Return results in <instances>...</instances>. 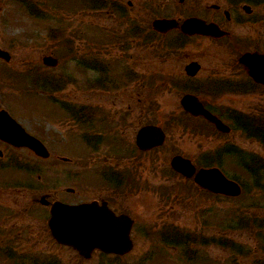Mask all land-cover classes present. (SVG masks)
Segmentation results:
<instances>
[{
	"label": "rangeland",
	"instance_id": "1",
	"mask_svg": "<svg viewBox=\"0 0 264 264\" xmlns=\"http://www.w3.org/2000/svg\"><path fill=\"white\" fill-rule=\"evenodd\" d=\"M103 1L106 2L104 9L90 11L84 8L82 0H0V43L11 54L10 62L0 63L2 107L26 120L25 123L34 130L39 129L41 137L47 139V150L51 153L49 160L39 159L38 190L26 192L28 201L22 200L25 195H18L17 186L14 190L11 187L5 189L0 174V205L7 209L10 204H18L16 208L20 209V215L16 221L22 225L24 237L32 236L21 242L25 264L38 259L43 262L47 255L49 244L45 238L37 239L34 233L42 226L43 212L39 203L42 195L50 193L57 200L69 203L103 194L108 191L98 180L103 170L124 173L130 180H124L130 189H126L128 193L120 198V208L136 219L134 236L139 238L138 247L131 256L116 264H140L143 257L149 259L146 263L143 261L145 264H264V228H259L264 220V195L254 191L253 196L248 192L247 196L235 200L213 198L198 190L192 179L173 174L169 164L174 155L182 154L201 167L207 162L205 155H215L218 150H223L210 165L220 161L227 177H235L243 187L249 188L251 180L235 158L239 155L225 152V147L234 145L241 155L254 154L264 158L263 142L237 131L227 136L213 134L210 125L202 121H198L199 128L193 127L185 120L180 105L182 95L189 90L180 91L165 84L173 83L171 77L185 76V65L196 60L202 70L191 84H184L200 92L212 111L223 116L226 122L229 116L224 114L225 110L235 107L238 113L259 117L248 121H263L264 95H222L221 99L212 100L210 98L217 97L204 90L209 87L210 77L228 75L226 69L235 62L237 54L246 49L263 52L264 2L239 0L234 6L231 0ZM27 3L36 7L33 13L27 9ZM110 4H116L114 11L109 10ZM213 5H219L220 9ZM241 7H248L250 12ZM225 10L238 13L239 16L233 17L246 21L244 24L233 21L227 29L233 36L227 41L236 39L234 48L227 41L194 36L182 45L184 58L177 59L174 55L167 56L169 50L160 51L169 35H158L153 41L146 39L155 18L182 21L193 16L211 23L217 21V12ZM137 29L141 34V30L144 31L142 38L130 35ZM119 37L129 38L127 42H116ZM67 44L73 46L71 54L66 51ZM49 55L59 59V65L53 69L43 64L44 57ZM102 63L107 68L104 73L107 81L99 80L102 72L98 71V65ZM37 75L46 76V79L53 77L55 82L45 83L40 79L34 85L32 81ZM130 75H133L132 80H129ZM158 75L169 81L160 82ZM177 84L182 85L181 82ZM62 102L112 115L114 123L110 127L115 126L116 132L113 136L119 134L123 141L113 147H108L104 140L95 141L96 146L90 145L92 141L87 143L89 141L84 139L85 136L90 138L84 127L55 113L63 112ZM49 119L52 124L48 123ZM148 122L160 123L165 128L166 142L160 149L136 157L137 130ZM103 127L106 128L96 131L106 139L109 121L103 122ZM187 128L196 130L191 132ZM64 157L68 161H64ZM1 170L8 176V171ZM13 173L17 180L21 179L19 169ZM67 188L74 189V193H67ZM244 205L249 206L247 214L244 212L242 220L235 219V211ZM33 209L39 211V217ZM246 221L250 222L245 227ZM11 222L7 221L6 225ZM31 228L34 229L32 232ZM142 228H148V233H138ZM165 229H177L180 238L192 237L198 243L188 248L184 244L180 247L169 245L162 240L165 234L160 231ZM221 239L226 242L219 243ZM152 248L156 251L149 258L144 256ZM70 251L55 245L53 254L59 264H78L75 254ZM188 252L193 258H189ZM160 253H163V261ZM96 262L92 260L85 264Z\"/></svg>",
	"mask_w": 264,
	"mask_h": 264
},
{
	"label": "flooded vegetation",
	"instance_id": "2",
	"mask_svg": "<svg viewBox=\"0 0 264 264\" xmlns=\"http://www.w3.org/2000/svg\"><path fill=\"white\" fill-rule=\"evenodd\" d=\"M216 9H220V6ZM216 14H218V18H217V21L213 23H216L220 28L229 32L230 34L218 40L210 38L211 41H224L225 42L227 40H231L233 36L231 32L227 30L229 25H231L233 21L237 24H239L240 22L244 24L246 22L241 17H238L239 14L235 12H229L225 10L223 12H217ZM234 15H238V16L234 18L233 17ZM138 29L136 30V32L134 31L131 32L130 35L132 37L135 36V37L142 38L143 37L142 34L144 35V31L141 30L142 31V34H141ZM177 33H179V36L176 42L180 46H182L183 44L185 45L188 42L186 40L194 39V38H188V37L183 36L182 34H180L179 30H177ZM128 38L129 37H119L118 39H116V42L117 41L127 42ZM146 39L151 41V31L149 32L148 37H146ZM114 40L115 39L110 40V41H114ZM185 41L186 43H184ZM227 42L230 43L229 46L234 48L236 44V39L234 41H227ZM0 47L2 48L1 43H0ZM245 52H252V51L251 50L248 51L246 49L241 54H237L235 62L231 63V66H228V70L226 69L228 75L216 73V74H219L220 76L216 75L214 77H210L209 95L212 97H217V99H214V98H210V99L218 100V99H221L220 96L222 95L223 96L224 95H264V85L256 83L249 76L248 70L239 62L240 56H242ZM258 52H261V51H258ZM170 55H174L175 57L178 56L175 50L167 52V56H170ZM2 61L3 60L0 59V63ZM98 66H99L98 71L102 72L99 80L107 81L108 78L104 74L107 68L104 67L103 63L99 64ZM214 71L218 72V69H215ZM126 74L128 75L129 73L127 72ZM132 77L133 75H130L129 80H132L133 79ZM34 79L37 82L38 76L35 77ZM34 79H33V84L36 85L37 83H34ZM39 79H41V77H39ZM47 81L50 82L51 84L55 82L53 77H50V79H47ZM66 103L67 104H64L63 102L60 103L61 111L63 112H55V113H59L58 115H61V116L63 115V116H66L67 118L69 117L72 120V122L77 123L82 128L84 127V129L88 131L87 133L90 134V138H86V136L84 135L85 136L84 139L86 141H89L88 143L92 141V143L90 144H92L93 146H96L97 144L95 141L100 142V140H104L108 144V147H113L121 140L123 141V139L120 138L121 135L117 134L118 136H113L115 132V129H114L115 126L110 127L114 123V120L113 121L111 120L112 115L107 114V112L103 113V111L101 113H98L96 110L92 108H87L85 106L71 105L69 102H66ZM0 105H1L0 111L3 109L6 110L23 128L24 131L20 132L23 140L33 143L35 142V139H37V140H40L46 147L48 146L46 142L47 139H44V137H41V135L39 134L40 133L39 129L34 130L32 126H30L28 123H25L26 120H22V118L18 117L17 115L14 116L9 110H7L5 107H2V98L0 101ZM212 112L218 118H220L224 123H226L229 127H231V131L225 134L224 133L222 134L216 131V129L214 128L215 130L214 129L210 130L213 134L227 136L237 131V133L243 132L249 138H254L257 140L261 138L260 131H259L261 130V126L256 125L258 121L257 122L248 121V119L255 120L256 118H259L258 115L249 114L247 116L245 114L238 113L235 107H228L225 110L224 114L229 116V120H227L228 122L227 121L225 122L223 116L218 114L215 110H213ZM49 121L52 124V121L50 119L48 120V123ZM108 121H109V128L106 129L108 131L106 136H109V137L105 139L104 137H102L104 135L102 134L100 136V133H98L100 131H96V130H104L103 128H106L108 123H106V127H103V122H108ZM147 124H150V123L148 122L145 125ZM142 126H140L138 130ZM86 131L84 133H86ZM52 142H53V139H52ZM229 151H231L230 153H235L239 155L238 157H235L238 160V162H244L246 159L252 160V161L264 160V158L258 155H254V154H251L250 156L241 155V151L237 150L236 146L234 145H228L227 147H225V152H229ZM147 153L149 152L137 151L135 155L136 157H143ZM140 154L143 156H140ZM222 154H223V150H218L217 154L215 155L210 154V157L212 159L219 158V156ZM49 158H47V160H49ZM39 159L41 158L38 156V154L34 150L29 148L27 145L15 146L11 142L0 138V169H3L6 172L7 171L9 172L8 176H5L2 170L0 172L2 176V179H1L2 184L6 186L5 189L7 188L9 189L11 187L14 190V187L17 186L19 188L17 190L20 191L18 195H25L22 198V200L28 201L26 192L27 191L32 192V191L38 190V185H39L38 162H39ZM217 162H220V161H217ZM103 168H110V167H103ZM17 169H19L20 171L19 175L21 179L19 180H17L16 175L13 173V171ZM123 176H124V173L123 174L113 173L112 171H109V170H103L101 171V178L100 179L98 178V180H100V182H103L105 186L103 188H105V190H108V191L104 190L105 193L100 194V195L82 197L78 201H76L74 197H72L74 199V200L72 199L73 200L72 202H69V203L64 202V203L78 204V203L97 202L100 206H108V208L112 210L113 212H115L116 215L126 214L130 216L128 213H126L120 208V205H121L120 198H124V194L128 193L127 191L128 189H130L128 185L124 184V180H129V179L126 178V176L124 177ZM97 185H99L98 187L102 188L98 182H97ZM126 189L127 191H125ZM66 192L74 193V189L67 188ZM42 196H46L48 201H50L51 203L55 201H60V200H57L55 197H52L50 193H46L45 195H42ZM40 205H41L40 207L41 211L43 212V218L41 217L42 226L40 228L35 229L36 231L34 233H36L37 239L45 238L46 239L45 242H47L49 245L47 246L48 248L46 252L47 255L44 256L45 260L43 262H41L43 259L34 260V262L31 264H59L58 260L55 259V256L53 254L55 245H58L59 247L63 249H70L75 254L78 264H85L86 262H89L92 260H95V261L97 260L96 264H105V263L106 264H116L119 260L127 259L128 257H130L131 256L130 254H132L134 250H136L138 247L139 238L135 239V236H134V233L136 230L135 228L136 219L130 216L132 220L134 221L132 229H131V239L133 240L132 250H130L129 252L125 254L120 255L116 253H107L102 250L96 249L92 252L89 258L83 257L74 249L68 246L60 245L55 241L52 235V232L50 230L49 224H48V220L50 217V206L42 205V204ZM17 206L19 205L10 204L8 208L13 209L14 212H12L8 208L4 209L6 208V206L0 205V263L2 264H23V263L25 264V261L21 255V242L32 237L31 235H26L24 237L23 227L22 225L18 224V222L16 221V219L20 215L19 214L20 209L16 208ZM33 212H36L35 216L39 217L40 213L37 214V212L39 211H36L35 209H33ZM7 221H12V222L6 225ZM146 229L149 230L148 228ZM146 229L144 228L139 229L138 233L144 234V231H147ZM32 230L34 229L31 228V232ZM160 232H162V234L166 233V229L161 230ZM147 233L148 231L146 232V234ZM160 236H163V235L160 234ZM173 239L177 240V238L174 237V238L168 239L167 242L170 241L169 243H172ZM162 240L166 242V238ZM149 251L150 252H147L144 254V256H146L147 258H149L150 254H153L156 250L152 248ZM156 255L158 256V253ZM159 255L162 257V261H163V253H160ZM141 257H143V255ZM144 260L146 263L149 259L146 260L143 257L141 259L140 264H145L143 262ZM162 264H165V263L162 262Z\"/></svg>",
	"mask_w": 264,
	"mask_h": 264
},
{
	"label": "water",
	"instance_id": "3",
	"mask_svg": "<svg viewBox=\"0 0 264 264\" xmlns=\"http://www.w3.org/2000/svg\"><path fill=\"white\" fill-rule=\"evenodd\" d=\"M245 9L250 12L248 7ZM178 27V22L172 19H157L153 22V28L162 33ZM180 28L187 35L221 37L227 34L217 25L207 24L198 18L185 20ZM0 58L9 61L10 55L0 49ZM240 61L249 68L250 75L257 82L264 84V55L247 53L242 56ZM43 62L52 67L58 64L57 59L50 56L45 57ZM199 69L200 65L196 62L186 66V72L189 76H195ZM181 104L192 115L203 116L213 122L219 130L229 132V128L206 110L195 95H184ZM21 130V127L6 111L0 112L1 139L16 146L27 145L40 156L47 157L48 153L40 142L31 143L23 140L20 134ZM164 140V131L154 125L141 128L136 136V144L142 150L159 147L164 143ZM171 166L175 171L188 178L194 176L197 185L213 193L232 197L241 194V187L236 182L228 180L217 168H202L197 171L190 160L179 155L172 158ZM41 202L47 204L45 198H42ZM49 225L59 243L73 247L86 257L90 256L96 248L120 254L132 248L130 240L131 219L125 215L116 216L107 207H99L96 203L68 205L56 202L51 208Z\"/></svg>",
	"mask_w": 264,
	"mask_h": 264
},
{
	"label": "trees",
	"instance_id": "4",
	"mask_svg": "<svg viewBox=\"0 0 264 264\" xmlns=\"http://www.w3.org/2000/svg\"><path fill=\"white\" fill-rule=\"evenodd\" d=\"M98 1L100 3L104 2L103 0H98ZM98 1L97 0H82V4H83V6H84V8L86 10H90V11L91 10L92 11H96V10H98V9L100 10L102 8L104 9V6H102L101 4L98 5ZM233 1H234L235 4L239 3V0H233ZM251 1L252 2H258L259 0H251ZM260 1L264 2V0H260ZM84 2H86V4H84ZM24 3L26 4V1H24ZM27 9H29V11L31 13H33V11L36 10V7L33 6L32 4H28L27 3ZM173 48L177 49L178 48V44L174 45ZM176 54L178 55V52H176ZM185 116H186L185 120L187 122H191V123L194 122L195 124H198L197 120L192 119L191 117L187 116L186 114H185ZM260 164H261L260 167L252 168L250 170V172L249 171L247 172V174L249 176V179L251 180L252 186H251V188L250 187L249 188L246 187L245 194H244L245 196H247L248 192H250L251 196H253L254 191H259L262 195H264V178L262 177V173L264 171V162L260 163ZM210 197H212V196L210 195ZM215 198H219V197H215ZM226 199L230 200L229 198H226ZM248 208H249L248 205H244V206L238 207V209L235 211L236 214H234L237 217L235 219L242 220V218H243L242 215L244 214V212H245V214H247V209ZM249 222L248 223H247V221L245 222V227L248 226ZM259 228H261V229L264 228V220L263 221L261 220ZM262 240H264V235L262 237ZM224 242H226V241L223 240V239L219 240V243H221V244H223ZM181 243H183L188 248L190 245L198 243V241H196L192 237H184Z\"/></svg>",
	"mask_w": 264,
	"mask_h": 264
}]
</instances>
